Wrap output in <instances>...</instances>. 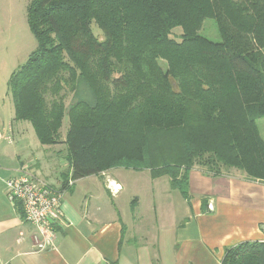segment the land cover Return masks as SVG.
I'll use <instances>...</instances> for the list:
<instances>
[{
    "label": "trees",
    "instance_id": "trees-1",
    "mask_svg": "<svg viewBox=\"0 0 264 264\" xmlns=\"http://www.w3.org/2000/svg\"><path fill=\"white\" fill-rule=\"evenodd\" d=\"M205 19L220 43L198 35ZM27 21L36 48L8 80L12 120L65 145L71 180L149 170L184 198L194 167L264 182V0H30ZM220 264H264V242Z\"/></svg>",
    "mask_w": 264,
    "mask_h": 264
},
{
    "label": "crops",
    "instance_id": "crops-1",
    "mask_svg": "<svg viewBox=\"0 0 264 264\" xmlns=\"http://www.w3.org/2000/svg\"><path fill=\"white\" fill-rule=\"evenodd\" d=\"M28 128L11 123L10 136L0 139L7 146L0 152V264H220L227 248L264 242V182L237 170L214 176L194 167L184 198L167 177L112 168L67 185L65 145L32 146ZM61 144L63 153L55 149ZM23 167L63 195L61 220L43 251L4 187Z\"/></svg>",
    "mask_w": 264,
    "mask_h": 264
},
{
    "label": "rangeland",
    "instance_id": "rangeland-1",
    "mask_svg": "<svg viewBox=\"0 0 264 264\" xmlns=\"http://www.w3.org/2000/svg\"><path fill=\"white\" fill-rule=\"evenodd\" d=\"M30 0H0V134L1 136H10V124L13 123V102L11 93L8 89V80L11 74L22 66L30 54L36 48V41L29 29L27 21L28 4ZM93 33L99 38H102L101 32L96 28L95 24L91 25ZM181 34V30L176 28L173 30L171 37H176ZM198 35L204 37L212 43H220V37L217 31L215 21L212 19H205L202 22ZM264 55V49L262 50ZM160 66L165 69V63L159 62ZM65 104H69L71 100V93L65 91ZM29 127V141L32 146L38 145V140L34 135L33 129L28 122H19ZM259 136L264 142V118L256 121ZM68 128V121L65 117L62 121L60 129L61 137L65 135ZM62 139V138H61ZM55 149L64 152L65 148L56 146ZM7 150L5 140H0V152ZM236 169H228L232 171ZM166 178H162L160 183L165 182ZM130 183V182H129ZM139 185V184H138ZM142 185H146L142 180ZM141 185V186H142ZM140 186V185H139ZM126 191L125 196L131 194V188ZM129 199L127 206L130 204Z\"/></svg>",
    "mask_w": 264,
    "mask_h": 264
},
{
    "label": "built area",
    "instance_id": "built-area-1",
    "mask_svg": "<svg viewBox=\"0 0 264 264\" xmlns=\"http://www.w3.org/2000/svg\"><path fill=\"white\" fill-rule=\"evenodd\" d=\"M1 139V134H0ZM69 180L67 185H71ZM8 200L13 204H20L23 220L32 225L39 236L38 250L43 251L53 242V224L59 222L62 216V192L37 181L27 167L20 173L4 181ZM118 186L112 185V192Z\"/></svg>",
    "mask_w": 264,
    "mask_h": 264
}]
</instances>
